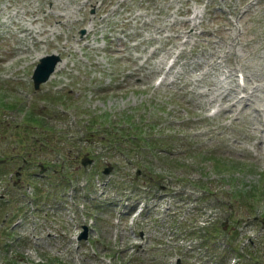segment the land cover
<instances>
[{
    "label": "rangeland",
    "instance_id": "374dc122",
    "mask_svg": "<svg viewBox=\"0 0 264 264\" xmlns=\"http://www.w3.org/2000/svg\"><path fill=\"white\" fill-rule=\"evenodd\" d=\"M261 122L264 0H0V264H264Z\"/></svg>",
    "mask_w": 264,
    "mask_h": 264
},
{
    "label": "water",
    "instance_id": "95a60500",
    "mask_svg": "<svg viewBox=\"0 0 264 264\" xmlns=\"http://www.w3.org/2000/svg\"><path fill=\"white\" fill-rule=\"evenodd\" d=\"M56 55L54 53H48L40 57V59L36 62L35 66L33 67V71L31 76L33 78L34 85L37 86L39 81L46 78L48 73L53 67ZM89 158L83 156L82 161L85 162ZM83 234L86 233L84 229Z\"/></svg>",
    "mask_w": 264,
    "mask_h": 264
},
{
    "label": "trees",
    "instance_id": "16d2710c",
    "mask_svg": "<svg viewBox=\"0 0 264 264\" xmlns=\"http://www.w3.org/2000/svg\"><path fill=\"white\" fill-rule=\"evenodd\" d=\"M8 191H10V188L8 189ZM44 264H51L50 262H44Z\"/></svg>",
    "mask_w": 264,
    "mask_h": 264
}]
</instances>
